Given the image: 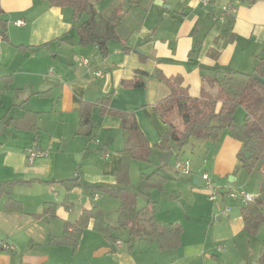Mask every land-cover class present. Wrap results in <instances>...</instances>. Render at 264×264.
<instances>
[{"label": "crops", "instance_id": "1", "mask_svg": "<svg viewBox=\"0 0 264 264\" xmlns=\"http://www.w3.org/2000/svg\"><path fill=\"white\" fill-rule=\"evenodd\" d=\"M151 1L96 3L100 14L116 12L122 18L118 40L109 42L103 53L96 46L79 44L69 8L49 7L38 0H0L2 17L8 20L7 39L0 36V181L21 182L12 191L21 210H6V196L0 200V264H259L264 222L255 234L246 230L242 209L249 204L238 195L244 190L256 198L257 187L246 182L237 159L241 143L226 131L218 142L200 146L203 165L190 161L188 180L208 173L224 189L215 204L203 184L194 185L202 187L191 191L204 205L194 222L183 220V205V210L168 207V221L161 223L156 201L148 197L143 205L137 195L134 230L118 228L127 231V241L116 236L118 229L112 236L97 231L90 220L75 248L52 243L83 211L98 206L108 215L106 207L97 204L99 193L92 187H119L115 172L122 163L121 120L95 105L91 137L80 134L82 102L96 104L110 96V109L134 112L153 148L152 160L162 163L156 146L167 125L155 106L170 90L158 80L156 70L166 77L183 76L190 96L198 97L201 66L252 73L264 59V0H210L207 5L201 0ZM231 3L237 7L236 15L220 19L222 6ZM21 20L24 25L19 26ZM79 58L89 59L90 68H78ZM138 70L149 74L146 86H124L122 82L132 80ZM30 147L47 156L30 164L25 153ZM231 186L236 197L226 191ZM66 199L69 210L63 205ZM46 202L56 204L54 214L44 213ZM117 205L119 212L120 202ZM226 207L230 211L224 214ZM260 211L264 215V206ZM152 217L161 225L182 228L178 246H160L147 225ZM111 226L117 227L118 221Z\"/></svg>", "mask_w": 264, "mask_h": 264}, {"label": "trees", "instance_id": "2", "mask_svg": "<svg viewBox=\"0 0 264 264\" xmlns=\"http://www.w3.org/2000/svg\"><path fill=\"white\" fill-rule=\"evenodd\" d=\"M45 2L49 7L69 8L73 14L74 25L78 32L80 45H93L105 53L108 43L118 40V28L122 18L116 12L110 16L100 14L96 3L101 0H38ZM258 0H248L253 3ZM8 20L2 17L0 11V36L7 39ZM19 48H23L20 46ZM26 49V48H25ZM35 53L37 50L27 48ZM215 55L212 53V56ZM201 80V93L198 97L189 94L188 85L181 75L166 77L159 69L155 75L170 90V94L160 100L156 106L160 119L167 125V130L157 144L156 149L161 153L168 152L174 145H178L176 160L180 153L195 140H210L218 142L224 130L236 141L241 143L237 159L245 172L258 169L264 175V59H259L252 73H244L225 68L206 69L203 66ZM258 76L256 79L254 76ZM149 74L138 70L130 81H123L126 87L141 89L146 86ZM215 94L211 90H215ZM110 96L101 98L96 104L82 102L79 109L80 130L78 133L91 137L94 122L91 117L95 105L102 106V112L120 118L124 139L121 155V167L115 172L119 187L95 186L91 189L98 193H105L120 202L118 212V226L114 227L106 222V214L95 206L85 210L75 224L67 223L62 236L54 238L55 245L76 247L80 242L83 231L90 220L94 221L97 231L112 236L118 228L134 230L138 220L137 194L132 188L128 178L130 161L137 160L149 162L153 148L139 127L134 112H119L109 108ZM244 110V120L239 123L235 119L238 108ZM177 115L180 125L175 122ZM175 160V161H176ZM162 167L174 166V164ZM166 178L158 173H153L148 179V186L155 187ZM153 181L155 182L153 184ZM19 180L0 181V200L6 196L4 208L6 210H21V205L12 197L14 187ZM66 184L76 186L74 182ZM66 209H70L67 199L63 202ZM264 206V182L259 196L254 202L242 209L245 228L250 234H255L264 222V215L260 208ZM56 204L46 202L44 213L54 214ZM150 234L155 236L162 248H173L180 243L182 228L178 225L164 226L152 217L147 220ZM113 238V237H112ZM116 241V240H115ZM259 264H264V247L261 250Z\"/></svg>", "mask_w": 264, "mask_h": 264}, {"label": "rangeland", "instance_id": "3", "mask_svg": "<svg viewBox=\"0 0 264 264\" xmlns=\"http://www.w3.org/2000/svg\"><path fill=\"white\" fill-rule=\"evenodd\" d=\"M145 1L146 0H144L143 5L144 3H146ZM150 3L153 2L149 0L148 4ZM155 6H154L155 10H158L159 7L158 6L155 7ZM123 15L124 16L126 15L125 9L123 10ZM127 16H129V14ZM163 16H166V14H163ZM167 20L168 19L166 20L162 19L163 22H167ZM215 92L216 89L211 90V93L215 94ZM235 119L237 122L239 121V123L243 122L244 120L243 108L241 107L238 108L235 115ZM174 120L176 123L180 122L177 115L174 116ZM224 131L228 133L227 130ZM205 142H212V141L192 139L190 143L180 153V159L184 161H188L189 164L190 161H193V163L203 165L204 160L200 157L203 156V154L199 155L198 150L200 149V146ZM174 161L175 158H173L171 164H173ZM153 173H158L164 176L166 179L161 183H155L156 181L155 182L153 181V184L155 183L156 185L155 187H150L148 186L147 179ZM244 176L246 182H248L249 185L257 187L255 195L258 197L260 193V189L264 182L263 173L260 172L258 169H255L254 171L249 173L244 171ZM187 177L188 176H182L181 173L177 172L172 167V165L169 167L168 166L162 167L159 161L156 160L154 161L152 160V158L150 159L149 162L133 160L128 166L129 182L132 188L134 189V191L136 192V194L138 195L139 203L140 204L143 203V205H146L148 202V197H152L151 200L153 199V201H156L155 211L158 215H160L159 218L161 220L158 218V216L157 218L161 221V223L168 221V207L177 206L178 208H182L183 210V205H184L185 211H182V215H183V220L186 221V223L194 222L196 215L204 210V205L202 201H200L199 195L192 193L191 191L193 188L197 190H203L202 187H200L201 185L194 187V184L190 183ZM216 181L220 185V181L218 180ZM245 189L249 191V187L248 188L245 187ZM205 194L207 195V193ZM99 197H100L99 198L100 201L97 204L104 205V207H106L108 213L107 215L108 223H111V225L116 224V220L118 217L117 203H119V201L115 198H111L109 195L105 193H99ZM172 197H176L177 199L172 200ZM116 236L119 239H123L124 241H127L128 233L125 229H118L116 231Z\"/></svg>", "mask_w": 264, "mask_h": 264}, {"label": "built area", "instance_id": "4", "mask_svg": "<svg viewBox=\"0 0 264 264\" xmlns=\"http://www.w3.org/2000/svg\"><path fill=\"white\" fill-rule=\"evenodd\" d=\"M203 4L207 5L210 3V0H201ZM237 13V7L234 4H226L223 5L221 8V16L220 19H225L226 17H231V16H235ZM19 26L24 25V21H19L17 23ZM78 68L81 69H89L91 62L89 59L86 58H79L77 59V63H76ZM52 72V70H51ZM98 76H102V74H98ZM26 156L28 159V162L30 164L34 163L35 160L39 159V158H44L47 156V153L41 149L35 148V147H30L26 149ZM104 157H106V154H103ZM173 168L181 173L182 176H189L191 174L190 172V164L188 163V161H184L182 159H178L174 162V166ZM202 181H203V188L206 191V193L208 194V197L210 199V201H212L213 203L217 204L219 197L222 194V191L224 190L218 183L217 181L208 173H204L201 177ZM227 193L229 196L231 197H236L238 193H236V191L233 189V187L231 186L230 188H228ZM243 201L246 204H250L252 202H254V197L251 196L250 194H248L247 192H245L244 190H241L238 194ZM96 199H98V196H96ZM230 211V207H226L223 211L224 214H227ZM117 246H122L121 242H116Z\"/></svg>", "mask_w": 264, "mask_h": 264}, {"label": "water", "instance_id": "5", "mask_svg": "<svg viewBox=\"0 0 264 264\" xmlns=\"http://www.w3.org/2000/svg\"><path fill=\"white\" fill-rule=\"evenodd\" d=\"M254 77L256 79L260 80L258 78V76L255 75ZM177 151H178V145H174L170 151L162 153L161 154V157H160L161 162L163 164H165V165L170 164L173 156L175 155V153ZM198 181H199V185H202L203 181H202L201 178H193L192 180H189V182L192 183V184H194V185H198V183H197Z\"/></svg>", "mask_w": 264, "mask_h": 264}]
</instances>
